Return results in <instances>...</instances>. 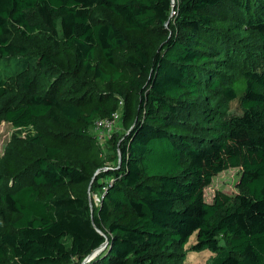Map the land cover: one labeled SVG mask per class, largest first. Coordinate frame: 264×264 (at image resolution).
I'll return each instance as SVG.
<instances>
[{"label":"trees","instance_id":"obj_1","mask_svg":"<svg viewBox=\"0 0 264 264\" xmlns=\"http://www.w3.org/2000/svg\"><path fill=\"white\" fill-rule=\"evenodd\" d=\"M2 121L0 264H264V0H0Z\"/></svg>","mask_w":264,"mask_h":264},{"label":"rangeland","instance_id":"obj_2","mask_svg":"<svg viewBox=\"0 0 264 264\" xmlns=\"http://www.w3.org/2000/svg\"><path fill=\"white\" fill-rule=\"evenodd\" d=\"M237 105H234V108H236ZM17 131V128L15 126L8 122V121H2L0 123V151L3 153L5 150V147L7 146L8 142L11 140L12 135ZM94 135H96L94 129H93ZM117 135L121 134V130H118ZM111 138L105 139L103 142H99L100 147L102 148L103 156L108 159V162L110 164H114L115 160L111 159V156L114 153L113 150V144L110 140ZM111 159V160H110ZM241 176V168L239 167H230L216 176H214L213 181L211 185L206 187L205 189V198L208 202H212L214 200V197L217 193V191H224L228 194H235L239 191L238 183ZM96 201L97 195H93ZM196 240V233H194L190 237V241L186 245L187 252L185 261L186 262H193V263H206L207 261H212L215 259V252L212 251L209 248L203 249V250H194L190 248L191 244L194 243Z\"/></svg>","mask_w":264,"mask_h":264},{"label":"built area","instance_id":"obj_3","mask_svg":"<svg viewBox=\"0 0 264 264\" xmlns=\"http://www.w3.org/2000/svg\"><path fill=\"white\" fill-rule=\"evenodd\" d=\"M121 114L122 105L112 115V117L96 119L93 129L99 142H103L105 139L110 138L112 134L119 128ZM97 200H99L98 197Z\"/></svg>","mask_w":264,"mask_h":264},{"label":"water","instance_id":"obj_4","mask_svg":"<svg viewBox=\"0 0 264 264\" xmlns=\"http://www.w3.org/2000/svg\"><path fill=\"white\" fill-rule=\"evenodd\" d=\"M108 241H106L102 246H100L99 248L95 249L90 255H88L81 264H85L87 262H89L90 260H92L93 258H95L105 247V245L107 244Z\"/></svg>","mask_w":264,"mask_h":264}]
</instances>
